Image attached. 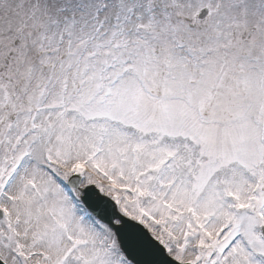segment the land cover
<instances>
[{"label": "snow or ice", "instance_id": "6c2138e0", "mask_svg": "<svg viewBox=\"0 0 264 264\" xmlns=\"http://www.w3.org/2000/svg\"><path fill=\"white\" fill-rule=\"evenodd\" d=\"M0 264H264V0H0Z\"/></svg>", "mask_w": 264, "mask_h": 264}]
</instances>
